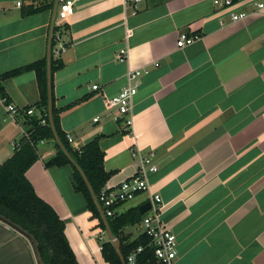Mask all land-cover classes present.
Returning <instances> with one entry per match:
<instances>
[{"label": "crops", "instance_id": "crops-1", "mask_svg": "<svg viewBox=\"0 0 264 264\" xmlns=\"http://www.w3.org/2000/svg\"><path fill=\"white\" fill-rule=\"evenodd\" d=\"M258 3L264 0L221 9L213 0H157L134 12L123 0H76L61 26L56 51L64 67L53 77L61 129L74 149L98 140L113 174L107 188L136 175L133 152L155 155L159 171L150 183L163 199L162 221L177 236L178 264H264V11L238 23L230 17ZM28 5L0 0V77L47 57L53 10L24 16ZM182 33L199 39L179 49ZM131 70L149 73L140 79L127 132L108 102ZM2 99L35 108L36 74L0 78V166L26 135L25 115L11 117ZM30 117L40 118V110ZM37 150L26 177L64 221L78 263L109 264L105 234L74 189L72 167L45 166L56 154L52 142ZM148 199L138 195L119 214ZM127 230L133 239L142 233ZM39 257L32 238L0 218V264H42Z\"/></svg>", "mask_w": 264, "mask_h": 264}, {"label": "trees", "instance_id": "trees-1", "mask_svg": "<svg viewBox=\"0 0 264 264\" xmlns=\"http://www.w3.org/2000/svg\"><path fill=\"white\" fill-rule=\"evenodd\" d=\"M25 1L29 5L23 9L24 16L53 10L54 6V0ZM61 29L62 27L59 25L54 27L51 48L52 90L54 74L64 67L63 60L57 57L56 53L58 41L62 37ZM27 72H34L37 76L40 101L35 108L40 110L41 117L25 115L24 127L26 135L16 145L13 157L0 166V217L34 239L42 264H79L65 234L64 221L49 204L36 194L32 184L26 177L28 170L40 158L37 150L39 143L52 142L54 144L56 154L45 163V166L47 168L72 167V183L75 191L84 196L89 211L99 221V227L103 232H105V226L82 176L60 150L50 128L48 118L47 57L9 71L0 78L1 80L10 79ZM1 91H3L2 88ZM43 121L46 123L43 124ZM54 122L57 133L66 149L86 174L93 190L99 196L113 174L105 171V155L99 146L98 140L81 149H74L61 129L59 111L55 108ZM143 217L138 209H131L124 214H117L107 219L113 234L121 241V251L126 261L132 251L139 246H143L146 249L137 257L135 264H157L154 249L148 247L151 242L148 236L140 234L133 239L132 236L124 233L127 227L139 225ZM102 254L107 263L122 264L111 242L106 241L103 243Z\"/></svg>", "mask_w": 264, "mask_h": 264}, {"label": "built area", "instance_id": "built-area-1", "mask_svg": "<svg viewBox=\"0 0 264 264\" xmlns=\"http://www.w3.org/2000/svg\"><path fill=\"white\" fill-rule=\"evenodd\" d=\"M157 0H123L125 9H132L134 12L148 3ZM238 0H213L216 8L231 9L237 4ZM76 0H59V7L57 12L56 24L62 26L75 14ZM21 6V3H18ZM264 11V3L254 4L253 8L245 12H232L230 14L232 23H238L247 20L250 17L261 14ZM199 36H189L182 33L177 46L179 49L186 48L192 45ZM61 40L59 39L58 43ZM61 52L57 49V55ZM127 59L126 50H121L117 55V60L122 62ZM148 70H131L127 74V85L115 97L109 100V106L114 107L118 111L119 118H122L125 130L129 132L133 126L132 110L134 98L138 93L140 86V79L147 75ZM98 90V86L93 87ZM5 104V110L11 117L22 114L26 116H34L35 108L31 107L28 110L19 108L16 105L7 104V99H2ZM96 119L95 121H97ZM46 122L43 121V124ZM70 145L74 143L70 135L66 136ZM133 157L138 161V170L135 176L124 181L116 188H107L106 186L101 190L100 195L97 196L98 201L106 215V217H114L119 214V207L127 202L134 200L140 194H148L147 202L151 203V209L146 213L139 224L142 233L148 236L151 240L148 247L154 249L157 264H178V239L171 229L162 221L161 216L164 209L163 199L159 193L153 192L150 183V175L159 171L155 164L153 153L143 155L141 152H133ZM105 234V232H104ZM145 247L139 246L132 251L128 257L127 264H135L137 257L145 251Z\"/></svg>", "mask_w": 264, "mask_h": 264}, {"label": "water", "instance_id": "water-1", "mask_svg": "<svg viewBox=\"0 0 264 264\" xmlns=\"http://www.w3.org/2000/svg\"><path fill=\"white\" fill-rule=\"evenodd\" d=\"M58 7H59V0H54V6H53V16H52V24H51V32H50V37H49V46H48V52H47V87H48V118H49V123H50V128L52 130V133L54 135V139L59 146L60 150L63 152V154L67 157V159L70 161V163L74 166V168L80 173L82 176L85 184L87 185V188L90 192V195L92 197V200L100 214V217L104 223L105 226V235L108 238V241L112 243L115 252L119 256L122 264H127L125 261V258L122 254L121 251V241L119 238H117L113 232L112 229L109 225V221L98 201L97 195L95 191L93 190L86 174L83 172V170L80 168V166L76 163V161L72 158L68 150L66 149L65 145L63 144L62 140L60 139L57 129L55 126L54 122V103H53V90H52V69H51V48H52V41L54 37V27H55V22L57 18V12H58ZM151 209V203L146 202L144 205H142L139 208V212L141 216H144L146 213H148ZM1 218V217H0ZM3 221L11 224L9 221L5 220L2 218ZM13 225V224H12ZM19 229V228H18ZM23 232L22 230H20ZM25 233V232H24ZM26 234V233H25ZM33 243L36 245L34 239L32 238ZM40 259V257H39Z\"/></svg>", "mask_w": 264, "mask_h": 264}, {"label": "rangeland", "instance_id": "rangeland-1", "mask_svg": "<svg viewBox=\"0 0 264 264\" xmlns=\"http://www.w3.org/2000/svg\"><path fill=\"white\" fill-rule=\"evenodd\" d=\"M127 228H128L127 231H128L129 233H133V235H137V234L140 232V230L142 231L140 225L130 226V227H127ZM105 240L108 241V238L106 237V235H105Z\"/></svg>", "mask_w": 264, "mask_h": 264}]
</instances>
